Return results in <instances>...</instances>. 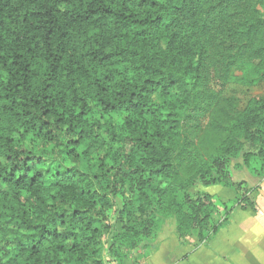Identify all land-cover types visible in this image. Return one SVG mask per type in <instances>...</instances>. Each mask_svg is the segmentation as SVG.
Returning a JSON list of instances; mask_svg holds the SVG:
<instances>
[{
  "label": "trees",
  "instance_id": "obj_1",
  "mask_svg": "<svg viewBox=\"0 0 264 264\" xmlns=\"http://www.w3.org/2000/svg\"><path fill=\"white\" fill-rule=\"evenodd\" d=\"M262 84L264 0H0V264H137L169 220L198 248L257 213L231 173L264 178Z\"/></svg>",
  "mask_w": 264,
  "mask_h": 264
},
{
  "label": "crops",
  "instance_id": "obj_2",
  "mask_svg": "<svg viewBox=\"0 0 264 264\" xmlns=\"http://www.w3.org/2000/svg\"><path fill=\"white\" fill-rule=\"evenodd\" d=\"M241 164V161H238ZM244 174L243 176L234 173ZM235 176L238 180H235ZM234 182H247L258 187L253 194L257 213L236 210L230 222L207 244L196 248L184 243L175 233L173 220L168 222V231L161 230L148 253L135 260L137 264H264V178L254 175L248 167L232 169ZM197 191L218 196L224 203L235 202L236 191L223 186L198 188ZM170 223V224H169ZM132 256V260H133ZM114 264V263H113Z\"/></svg>",
  "mask_w": 264,
  "mask_h": 264
},
{
  "label": "rangeland",
  "instance_id": "obj_3",
  "mask_svg": "<svg viewBox=\"0 0 264 264\" xmlns=\"http://www.w3.org/2000/svg\"><path fill=\"white\" fill-rule=\"evenodd\" d=\"M251 95H256V96H262V95H264V84H262L261 86H258V87H255V88L251 89ZM238 161H241V160H234L233 164L236 166L238 164ZM253 166L254 167H257V164H254ZM234 175L243 176L244 174L243 173L242 174H239V172H238V173H234ZM235 180H238L236 178V176H235ZM195 191H196V189H193L192 190L193 193H195ZM119 203H120V201H119ZM120 207H121V203H120ZM168 222L169 221H167L166 224L161 228V230H165L161 234L162 236H164L166 234V230L168 231V229H169L168 226H166V225H168ZM109 223H110V225H113L114 226L113 227V232L116 233V232H118L120 230V226L117 224V213H116V211L112 214ZM111 235H112V233L111 234H108L105 237V239H104V241L106 243V249L109 247V244L111 243V240H110L111 237H112ZM153 242H155V241L153 240ZM153 242L151 241L150 242V245ZM150 250H151V248L149 247V245L147 247L145 245L141 246L139 249H137V250L134 251V253L132 255L134 258H133L132 261L138 260V258L140 259V257H142V255H143L144 252L145 253H148Z\"/></svg>",
  "mask_w": 264,
  "mask_h": 264
}]
</instances>
